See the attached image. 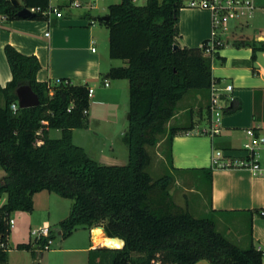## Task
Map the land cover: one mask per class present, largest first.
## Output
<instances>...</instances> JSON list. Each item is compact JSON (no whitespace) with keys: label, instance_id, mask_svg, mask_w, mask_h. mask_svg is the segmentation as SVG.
Instances as JSON below:
<instances>
[{"label":"trees","instance_id":"16d2710c","mask_svg":"<svg viewBox=\"0 0 264 264\" xmlns=\"http://www.w3.org/2000/svg\"><path fill=\"white\" fill-rule=\"evenodd\" d=\"M135 4L121 0L109 5V54L127 65L113 67L109 76L129 81L128 129L123 140L128 161L102 164L73 142V130L87 125L89 85L61 80L55 85L38 80L41 63L36 55L4 47L12 79L0 86V264H7L11 233L9 219L17 211L32 212L34 195L42 190L73 200L70 214L59 222L61 236L78 227L102 226L107 238L121 237V248L97 246L89 250L88 264H263V251L253 243L242 248L217 230L212 217L197 218L175 203L170 186L174 176L154 179L148 171L159 137L173 138L192 127H172L178 103L191 90H210L213 58L201 47H181L179 16L184 0H148ZM0 0V15L19 18L22 7L48 6L50 0ZM36 20H46L41 13ZM246 43V42H244ZM251 45V62L264 52V40ZM28 84L40 105L12 108L18 102L16 89ZM230 104L226 112L238 110ZM62 130L51 138L50 130ZM212 173V169L208 170ZM49 237L16 248L30 250L40 261Z\"/></svg>","mask_w":264,"mask_h":264},{"label":"crops","instance_id":"0c3cea01","mask_svg":"<svg viewBox=\"0 0 264 264\" xmlns=\"http://www.w3.org/2000/svg\"><path fill=\"white\" fill-rule=\"evenodd\" d=\"M56 1L54 3L53 0V3L64 4L66 0ZM63 13L62 17L53 16L49 21L8 19L0 15V86L5 87L12 79L4 52L5 45L11 44L20 52L39 58L41 68L37 74L38 80L55 85L64 79L72 84H88L92 87L94 93L88 114L94 103L113 109L118 99L126 95L129 81L113 79L109 72L111 68L127 63L113 59L109 51H99L93 46L97 33L92 27L94 21L89 18L88 11H67L64 8ZM179 29L178 42L181 47H201L212 37L210 12L183 7L179 16ZM224 38L223 45L214 54L218 57L213 58V77L222 84L232 86V90L226 93L232 98L229 105L234 103L241 107L232 112L225 111L219 123L220 133L210 135V92L191 90L178 103L176 115L167 123V130L172 127L192 128L173 138L171 147H168V160L162 154L164 149L157 156L167 164L168 173L174 176L170 193L175 203L197 218L212 217L217 230L238 246L248 248L253 243L263 251L264 264V216L259 214L264 209V148L258 154L262 173L235 166L221 167L213 160L215 150L224 152L226 157L223 162L246 158L248 153L244 145L249 140L246 129L252 127L264 134V52H259L256 60L251 62V45L243 42L248 37L236 40L228 36ZM167 139L168 134L161 135L156 146H161ZM209 169H212V173ZM205 183L209 185V193L207 202L202 206L200 199H203ZM56 196L59 195L42 190L34 195L32 212H14L15 225L11 227L7 244L9 239L13 242L16 239V229H27L31 234L34 229L48 226L50 233L54 234L53 229L56 228L61 234L59 222L67 214L64 216V211L52 209L54 199L58 198ZM226 216L235 223L228 221ZM94 228H90L92 234L89 242L78 238L73 241L77 246L66 248L64 239L54 252L88 253L99 245L94 238ZM104 237L107 239L105 233ZM43 256L42 252L41 259ZM195 264L211 263L202 259Z\"/></svg>","mask_w":264,"mask_h":264},{"label":"rangeland","instance_id":"374dc122","mask_svg":"<svg viewBox=\"0 0 264 264\" xmlns=\"http://www.w3.org/2000/svg\"><path fill=\"white\" fill-rule=\"evenodd\" d=\"M83 3V7L80 8H66L67 11H88L90 19H93V28L96 29V41L93 46L99 51H109V30L101 20V17L108 15L109 5L119 3L121 0H79ZM186 3L187 1L184 0ZM256 10L252 17L249 19V23L252 26L246 24H240L236 30L226 32L227 36L231 40L239 38H247L243 42H250L253 40H264V0H254ZM138 5L145 4L147 0H135ZM54 3H57L54 0ZM88 5H92L90 8ZM258 38V39H257ZM128 111H129V89L126 91V95L118 99L117 104L113 109L105 108L103 105L94 103L88 114L87 125L82 128L75 129L73 133V142L76 145L83 147L94 159L102 164H126L128 161V148L123 140L124 132L128 129ZM49 136L51 138H60L62 136V130L59 128H53L50 130ZM169 141L168 139L161 144V146L148 147V150L152 156L151 165L148 171L154 179H158L168 173L167 164L164 163L157 155L160 154V150H163L162 154L165 159H169ZM264 151V150H263ZM6 174L5 170L0 166V178ZM198 176V175H197ZM204 186V185H202ZM171 188V186H170ZM203 199L201 198L202 206L207 202V193H209V185L205 183ZM52 204V209L55 211H64V216H67L71 212L73 200L62 196H56ZM7 199L5 194L0 201V204ZM201 214V213H199ZM203 214V213H202ZM203 216V215H198ZM13 217V216H12ZM228 221L235 223L226 216ZM18 227V226H17ZM98 227V226H97ZM16 229V228H15ZM54 231V238L50 250H43L44 256L40 261L34 258L32 252L27 249L16 248L17 243L35 244V236L29 234L30 230L16 229V236L14 242L9 239L7 247L9 248L8 262L7 264H88L89 252L78 253H65L54 252L55 249L61 246V242L66 239L64 246L66 248L71 246H77V243H73L78 238L90 241L91 229L89 227H78L71 235L63 237L58 234V229ZM249 232L248 227L246 228ZM18 240V241H15ZM27 241V242H24ZM81 241V240H79ZM77 241V242H79ZM34 246V245H33ZM38 245L35 244L34 247ZM104 246V245H97ZM96 246V247H97Z\"/></svg>","mask_w":264,"mask_h":264},{"label":"built area","instance_id":"2783aa9c","mask_svg":"<svg viewBox=\"0 0 264 264\" xmlns=\"http://www.w3.org/2000/svg\"><path fill=\"white\" fill-rule=\"evenodd\" d=\"M64 1V0H63ZM135 1V0H133ZM185 7L207 10L211 14L212 18V37L207 40L201 48L205 50L206 54L214 55L218 48H220L227 36L226 32H233L240 24H246L251 26L249 19L252 17L256 10L254 0H187L184 4ZM83 7V3L79 0H66L63 4H54L53 0H50L48 6L45 8L41 6L27 7L36 14L41 13L46 17V20H50L53 16L62 17L64 8H80ZM92 8V5H88ZM47 35L49 33H46ZM95 51V48H93ZM68 83V81H65ZM232 90V86L228 84H222L217 80H213L210 87V104L209 111L211 115L212 125L208 130L210 135H216L220 133V119L228 107L231 97L226 93ZM94 89L89 87V96L92 97ZM19 107V103H14L12 108L16 110ZM249 140L244 145V150L248 153L244 159L236 161H222L226 156L222 150H215L213 154L214 162L221 166H235L240 168H247L254 173H262L261 166L258 160L259 150L264 148V134L259 133L255 128L246 129ZM259 214L264 216V209L259 211ZM11 227L15 225L13 217L9 219ZM31 234L35 236V243L43 237L50 236V229L48 226H43L39 229H34ZM53 240L49 239L43 250H48L52 245ZM0 246L3 247L4 243L0 242Z\"/></svg>","mask_w":264,"mask_h":264},{"label":"water","instance_id":"95a60500","mask_svg":"<svg viewBox=\"0 0 264 264\" xmlns=\"http://www.w3.org/2000/svg\"><path fill=\"white\" fill-rule=\"evenodd\" d=\"M12 2L19 6L20 2L19 0H12ZM147 4H151V2H147ZM17 16L22 19H35L37 17V14L33 11H31L27 7H22L17 12ZM101 20L103 21H109L110 17L108 15H105L101 17ZM16 94L18 97V103L20 108H29L40 105V99L39 96L33 91L32 87L28 84H22L19 85L16 89ZM102 229L103 227L100 226ZM112 241H117L121 246L116 247L112 245H105L109 248H121L125 245V240L121 237H109Z\"/></svg>","mask_w":264,"mask_h":264},{"label":"bare ground","instance_id":"6f19581e","mask_svg":"<svg viewBox=\"0 0 264 264\" xmlns=\"http://www.w3.org/2000/svg\"><path fill=\"white\" fill-rule=\"evenodd\" d=\"M94 238L97 244L99 245H112L119 247L121 246L117 241H112L110 238L105 239L103 229L98 226L93 229Z\"/></svg>","mask_w":264,"mask_h":264}]
</instances>
